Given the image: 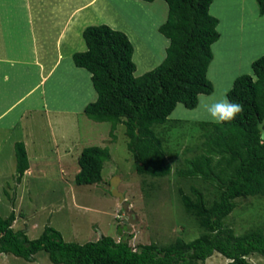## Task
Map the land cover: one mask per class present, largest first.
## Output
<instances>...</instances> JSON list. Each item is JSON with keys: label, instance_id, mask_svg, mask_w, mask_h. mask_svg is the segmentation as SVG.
I'll return each instance as SVG.
<instances>
[{"label": "trees", "instance_id": "16d2710c", "mask_svg": "<svg viewBox=\"0 0 264 264\" xmlns=\"http://www.w3.org/2000/svg\"><path fill=\"white\" fill-rule=\"evenodd\" d=\"M153 1V0H145ZM167 16L158 31L168 38L162 61L135 76L133 45L125 32L107 24L88 25L82 31L86 49L72 54L77 67L90 73L96 99L83 113L91 120L110 122L109 135L124 124L127 149L138 174L162 177L170 173L163 138L152 129L169 121L178 103L188 109L197 106V94H210L213 83L207 69L213 58L212 43L219 38L218 18L209 12L212 0H164ZM259 15L264 0H256ZM252 74H240L226 93L228 99L243 104L242 114L230 122L197 121L203 140L199 153L184 159L177 170L183 177H199L214 184L216 193L206 198L203 190L191 186V194L178 189L182 205L192 214L203 232L192 240L176 239L166 245L129 244L131 236L116 241L110 235L78 243L66 241L51 225L35 238L27 230L14 229L12 210L0 215V253H11L28 261L41 250L55 264H197L214 252L228 259L226 264H249L247 256H264V230L252 228L235 234L225 218L236 207V198L264 195V138L258 122L264 117V54L251 62ZM179 121V119H175ZM16 180L28 168L23 141L14 143ZM107 146L88 145L78 156V185L102 180V168L109 160Z\"/></svg>", "mask_w": 264, "mask_h": 264}, {"label": "rangeland", "instance_id": "374dc122", "mask_svg": "<svg viewBox=\"0 0 264 264\" xmlns=\"http://www.w3.org/2000/svg\"><path fill=\"white\" fill-rule=\"evenodd\" d=\"M159 2L162 3L141 5L134 0H115L113 3L120 5L116 8L117 12L104 16L106 22L102 24L122 30L130 39L132 58L136 64L135 76L155 67L165 55L166 38L158 31V25L166 18L167 5L163 0ZM224 3L215 0L212 7L213 12L223 14L222 29L229 25L230 17L239 15L244 9L239 6V0H224ZM244 6L248 18L252 20V10L258 9L256 0H245ZM248 27H245L242 37L237 38H229L225 30L222 31L219 43L214 46L215 60L210 62L207 73L213 83V91L201 95L223 99L227 97L235 77L252 74L251 62L264 54V45L259 43L257 30H250L251 25ZM80 43L84 46L81 35L74 38L71 49L80 48ZM239 53L247 56L234 63L235 58L240 57ZM74 68L71 55L65 53L56 71L58 78L53 84L49 80L46 85L44 100L47 110L39 107L26 112L22 118L16 119L13 128L0 125V215L5 217L13 210L15 219L12 227L25 228L29 238L37 237L46 225L58 229L66 241L78 243L96 240L101 235H110L116 241L132 235L129 244L134 248L150 242L166 245L176 239L189 241L197 237L203 229L195 217L185 211L178 189L192 195L191 186H197L208 199H212L217 190L214 184L199 177L180 176L177 170L184 167L185 158L199 153L196 145L203 140V129L197 121L208 117V114L198 106L188 109L177 104L169 115V121L152 126L156 134L164 139L165 159L171 167L170 173L162 177L138 174L133 167V156L127 149L124 124L117 125L116 139L112 140L110 122L91 120L79 109L90 98L87 97L88 83L81 82V73L85 78L88 75ZM77 84L86 93L75 96ZM15 86L19 88V85ZM38 100L40 96L36 93L24 103V107L29 101L33 104ZM21 106L18 105L10 114L17 113ZM61 106L72 109L68 112L53 110V107ZM204 120L209 121L207 118ZM16 141H26L30 162L41 161L34 174L24 175L20 181L16 180ZM88 145L107 146L110 158L103 165L99 183L78 185L74 181L79 167L77 159L82 148ZM66 147L71 149L73 157L61 167L58 157ZM37 156L42 159L37 160ZM46 161L49 165H45ZM115 175L120 178L118 189L124 194L126 209L132 210L137 218L133 222L128 221L122 203L109 192L110 181ZM235 201L236 207L225 218L234 233L239 235L252 228L264 230V195L239 197ZM246 258L249 264H264V256L258 253ZM227 261L222 254L214 252L197 264H226ZM0 264L55 263L41 250L35 254L33 261L11 253H0Z\"/></svg>", "mask_w": 264, "mask_h": 264}, {"label": "crops", "instance_id": "0c3cea01", "mask_svg": "<svg viewBox=\"0 0 264 264\" xmlns=\"http://www.w3.org/2000/svg\"><path fill=\"white\" fill-rule=\"evenodd\" d=\"M113 1L115 2V0ZM113 1L0 0V125L6 128H13L16 119L22 118L26 112L40 108L47 110L44 100V98L46 99L47 82L50 80L51 84H53L55 79L58 78L56 71L61 66L65 53L68 52L72 57L74 52L86 49V44L82 37L83 29L88 25L102 24L106 22L104 21V16L107 14L108 16L111 15L112 11L117 12L116 8L120 7V5L118 3L114 4ZM134 1H138L141 5L162 3L159 2L161 0ZM222 2L224 3V0ZM213 5H215V0H212L209 6V12L218 18L217 30L219 32V38L211 45L213 53L212 62L215 60L214 46L219 43L222 37V31L224 30L227 37L237 38L238 36L242 37V34L245 33V27L251 25L250 30H257L256 34L257 38H259V43L264 45V14L259 15L258 9L252 10L253 19L250 20L244 6L245 0H239V6L241 5L244 9L240 10L239 15L230 17L228 20L229 25L222 29L220 25L223 14L216 11L213 12ZM224 5H226V2ZM80 35L84 41V46L80 43L78 44L80 48L71 49L74 44V38L77 39V36ZM168 43L169 40L166 38L165 44L168 45ZM238 51L240 52V50ZM238 56L240 57H236L234 63H238L247 54L239 53ZM74 69L83 71L88 75V78L87 76L85 78L81 73V80L83 79L81 82L88 83L86 87H88L89 91L88 95H86L90 97L79 107L83 111L84 106L88 102L96 99V91L92 86L90 73L85 68L77 67L76 65ZM59 83H61V80ZM16 84L19 85V88H16ZM79 87L78 84L75 87V96L83 94V92L86 93V90H82L81 85ZM36 93L40 96V100L33 104L29 101V104L27 103L28 106L24 107V103L26 101L28 102V99ZM21 104L22 106L17 113L10 114V112L14 111ZM55 109L68 112L72 108L70 106L53 107V110ZM206 118L207 120L213 121L209 116L202 117L201 119L204 120ZM198 119H200V116ZM24 145L29 159L28 144L26 141H24ZM37 157L36 159L38 160L40 156ZM72 157L71 149L68 147L64 148L58 157L60 166L64 167V162H70V158ZM40 163L41 161L30 162L28 160V168L24 171L22 178H24V175L34 174L36 172L35 168ZM45 165H49V161H46ZM78 170L79 167L76 172Z\"/></svg>", "mask_w": 264, "mask_h": 264}, {"label": "clouds", "instance_id": "9594fccd", "mask_svg": "<svg viewBox=\"0 0 264 264\" xmlns=\"http://www.w3.org/2000/svg\"><path fill=\"white\" fill-rule=\"evenodd\" d=\"M197 106L203 109L215 123L230 122L244 111L243 104L227 97L215 100L199 93L197 94Z\"/></svg>", "mask_w": 264, "mask_h": 264}, {"label": "water", "instance_id": "95a60500", "mask_svg": "<svg viewBox=\"0 0 264 264\" xmlns=\"http://www.w3.org/2000/svg\"><path fill=\"white\" fill-rule=\"evenodd\" d=\"M258 129L260 130L261 133V138H264V117L258 122L257 124ZM119 176L115 175L111 181H110V186H109V192L111 193L112 196L118 198V201L122 203L123 208L125 210V214L128 217L129 222H133L134 220H137L134 212L132 210H127V203L124 200V194L122 191L118 189V182H119ZM134 217V218H133ZM127 222V220H125Z\"/></svg>", "mask_w": 264, "mask_h": 264}, {"label": "bare ground", "instance_id": "6f19581e", "mask_svg": "<svg viewBox=\"0 0 264 264\" xmlns=\"http://www.w3.org/2000/svg\"><path fill=\"white\" fill-rule=\"evenodd\" d=\"M215 67V66H214ZM213 70H214V68H213ZM213 73V72H212Z\"/></svg>", "mask_w": 264, "mask_h": 264}]
</instances>
